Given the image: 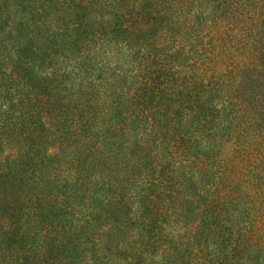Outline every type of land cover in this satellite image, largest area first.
<instances>
[{"label": "trees", "instance_id": "16d2710c", "mask_svg": "<svg viewBox=\"0 0 264 264\" xmlns=\"http://www.w3.org/2000/svg\"><path fill=\"white\" fill-rule=\"evenodd\" d=\"M0 264H264V0H0Z\"/></svg>", "mask_w": 264, "mask_h": 264}, {"label": "rangeland", "instance_id": "374dc122", "mask_svg": "<svg viewBox=\"0 0 264 264\" xmlns=\"http://www.w3.org/2000/svg\"><path fill=\"white\" fill-rule=\"evenodd\" d=\"M56 252H58V250L56 249Z\"/></svg>", "mask_w": 264, "mask_h": 264}]
</instances>
